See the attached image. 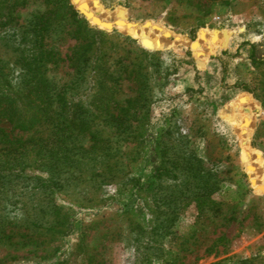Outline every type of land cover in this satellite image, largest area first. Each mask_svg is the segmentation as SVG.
Returning <instances> with one entry per match:
<instances>
[{
    "label": "rangeland",
    "instance_id": "374dc122",
    "mask_svg": "<svg viewBox=\"0 0 264 264\" xmlns=\"http://www.w3.org/2000/svg\"><path fill=\"white\" fill-rule=\"evenodd\" d=\"M86 1L76 0L90 26L108 30L112 69L148 52L147 102L126 130L95 110L76 137L59 132L52 113L30 130L1 119L0 264H264V0ZM93 4L112 27L92 22ZM39 9L30 2L0 27V77L14 92L31 48L20 25ZM118 18L160 31L157 44ZM46 42L60 60L45 75L61 91L76 78L69 57L79 41L62 32ZM198 58H208L204 68ZM87 85L68 95L78 99ZM119 87L120 104L138 94L126 73ZM156 138L180 177L148 188ZM38 140L48 152L39 155ZM195 169L204 177H191ZM207 177L217 183L214 205L180 203L170 213L166 193Z\"/></svg>",
    "mask_w": 264,
    "mask_h": 264
},
{
    "label": "trees",
    "instance_id": "16d2710c",
    "mask_svg": "<svg viewBox=\"0 0 264 264\" xmlns=\"http://www.w3.org/2000/svg\"><path fill=\"white\" fill-rule=\"evenodd\" d=\"M30 2L39 3L42 9L32 13L20 25L23 40L31 37V48L21 57L23 75H25L23 86L20 91L14 92L9 80L0 77V121L6 119L15 128L30 130L49 120L48 115L52 113L55 116L53 119H55L54 125L57 126V130L70 137H76L77 134H85L84 130L86 132L87 129H90L93 121L95 122L99 118V114L94 115L96 110L103 114V117L113 119L122 130L128 129L134 116L147 102L145 94L148 87L147 66L143 62L148 57V52L142 50L145 59L141 61L126 63L121 60V63L112 69L106 60L111 55L108 54L103 43L104 33L108 30L91 27L89 21L75 8L71 0H0V27L12 24L18 9ZM85 2L87 3L86 0ZM90 10L91 20L95 25L112 27V23L107 20L102 21L97 16V12L100 10L98 5L93 4ZM118 20L122 23L121 28L136 29L139 32V37L157 44L160 31L150 29L146 35V27L119 18ZM62 32H68L79 42L69 57L71 65L76 71V78L72 81L71 86L59 91L45 75L49 63L60 60L57 53L47 47L48 42L46 41L53 35L59 36ZM193 37L195 38V36ZM178 44L182 43H176V45ZM187 44H190L189 39H187ZM123 73L133 77L137 82L138 94L134 98L126 100L124 104H120L116 95L120 91L119 85ZM82 85H87V87L78 99L76 96L68 95L69 91L73 95L78 93L75 91ZM89 89L93 90L92 96L88 94ZM84 96L90 100L82 99ZM244 99L247 102L251 96L244 94ZM95 139L96 137L93 135L94 142ZM161 142L162 140L156 138L154 144L151 145L153 172L152 178L147 184L148 188L151 185L156 187L157 183H162L164 179L175 180L180 177L177 174H172L165 157L160 155V152L164 155L167 153L164 147H161ZM33 146L38 150L39 155L44 151L48 152L46 144L39 140ZM197 161L201 162L202 160L198 159ZM211 172L212 170L208 172L209 176L213 175ZM198 173L200 176H197ZM203 174L195 169L193 176L185 175V177L189 179H191L190 176L201 178L204 177ZM206 180L208 183L204 184V181L201 180L195 183L193 188L190 180H185V189L179 188V193L172 190L161 199L167 203L172 214L175 213L180 203L196 202L201 207L214 205L211 194L215 191L217 183L215 181L210 186L211 179L207 177ZM166 219L171 218L166 216Z\"/></svg>",
    "mask_w": 264,
    "mask_h": 264
},
{
    "label": "crops",
    "instance_id": "0c3cea01",
    "mask_svg": "<svg viewBox=\"0 0 264 264\" xmlns=\"http://www.w3.org/2000/svg\"><path fill=\"white\" fill-rule=\"evenodd\" d=\"M191 49H192V51H193V53H194V56H197V57H200V55H197V53H199V52H202V51H200V50H196V47L193 45V46H191L190 47ZM199 59V61L201 62V64L202 65H200L201 67H205V65H206V61H207V59L208 58H198ZM242 99L245 101V99H244V94L242 95Z\"/></svg>",
    "mask_w": 264,
    "mask_h": 264
},
{
    "label": "water",
    "instance_id": "95a60500",
    "mask_svg": "<svg viewBox=\"0 0 264 264\" xmlns=\"http://www.w3.org/2000/svg\"><path fill=\"white\" fill-rule=\"evenodd\" d=\"M72 1V3L75 5V7H76V9L88 20V14L86 13V11H85V8L84 7H82L81 5H76L75 3H74V0H71ZM114 20H116V19H114ZM116 25L117 24H115V27H116ZM139 44L142 46V47H144L143 45H142V43H141V41H139ZM145 48V47H144Z\"/></svg>",
    "mask_w": 264,
    "mask_h": 264
},
{
    "label": "bare ground",
    "instance_id": "6f19581e",
    "mask_svg": "<svg viewBox=\"0 0 264 264\" xmlns=\"http://www.w3.org/2000/svg\"><path fill=\"white\" fill-rule=\"evenodd\" d=\"M74 3H75L76 5H79V4L76 2V0H74ZM112 29H113V28H112ZM112 29H111V30H112Z\"/></svg>",
    "mask_w": 264,
    "mask_h": 264
}]
</instances>
